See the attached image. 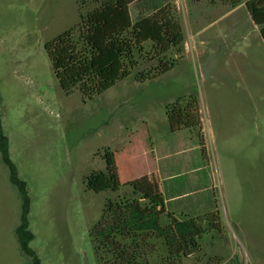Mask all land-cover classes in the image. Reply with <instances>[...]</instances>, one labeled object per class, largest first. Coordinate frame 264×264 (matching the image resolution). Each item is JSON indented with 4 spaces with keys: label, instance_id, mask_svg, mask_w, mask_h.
I'll list each match as a JSON object with an SVG mask.
<instances>
[{
    "label": "rangeland",
    "instance_id": "1",
    "mask_svg": "<svg viewBox=\"0 0 264 264\" xmlns=\"http://www.w3.org/2000/svg\"><path fill=\"white\" fill-rule=\"evenodd\" d=\"M167 2L185 35L186 57L177 69L144 85L134 80L136 71L123 78L120 55L138 44L147 50L155 42L164 46L170 33L157 27L154 15L137 23L138 7L118 0L95 15L89 35L107 90L84 103L78 91L67 96L60 88L45 46L94 11L97 0H0V118L11 158L29 186L31 247L42 264H85V257L96 264L90 230L107 199L124 193L111 185L106 152L110 165L136 155L143 170L146 148L158 168L170 163L169 172L179 177L166 186L189 193L173 205L214 197L223 216L222 240L207 236L202 251L184 264H222L232 256L237 264H264V102L258 96L264 90V48L251 41L253 30L242 12L214 24L230 10L222 0ZM235 19L241 31L229 26ZM166 55L174 56L171 50ZM149 67L142 63L140 69ZM183 94L198 97L205 126V137L187 143L186 150L190 142H205L186 165L182 159L189 154L177 153L182 132L161 125L168 123L165 104ZM144 190L149 198L152 190ZM21 213L20 193L0 152V264H33L16 236ZM185 223L182 216L175 238L185 237ZM172 246L162 256L180 253L178 244Z\"/></svg>",
    "mask_w": 264,
    "mask_h": 264
},
{
    "label": "trees",
    "instance_id": "2",
    "mask_svg": "<svg viewBox=\"0 0 264 264\" xmlns=\"http://www.w3.org/2000/svg\"><path fill=\"white\" fill-rule=\"evenodd\" d=\"M118 0H97L99 6L80 21L57 35L45 46L53 59L55 77L63 92L70 96L75 91L81 94L84 103L95 99L107 90L103 71L95 69L99 51L93 46L89 35L95 29L94 17ZM127 5H136L141 23L150 16H156L157 27L169 31L166 45L155 42L147 50L143 44L120 55L122 76L129 78L134 71V80L143 84L167 75L176 68L185 54V35L171 11L167 0H125ZM235 8L241 0H222ZM215 3V0H212ZM256 25L264 24V0H250L246 3ZM264 37V30L262 32ZM171 50L173 57L166 53ZM142 63L151 67L141 70ZM166 115L172 133L189 130L196 135L203 131V118L196 95L178 98L166 106ZM0 152L10 173L11 183L18 189L22 200L21 223L16 236L22 252L32 259L33 264H42L31 247L35 234L31 228L32 199L28 183L20 177L19 169L11 158L9 138L0 118ZM164 205L142 203L135 198H108L99 221L90 230L96 264H155L160 259L164 264H184V261L202 251L205 236L225 234L223 216L213 208L202 215L186 217V234L179 242L180 253L162 256L168 238L174 234L178 219L171 213H164ZM165 219L169 225L164 226ZM175 237V235H174ZM174 237L172 243L174 246ZM172 246V248H173ZM220 261V260H219ZM161 263V264H163Z\"/></svg>",
    "mask_w": 264,
    "mask_h": 264
},
{
    "label": "crops",
    "instance_id": "3",
    "mask_svg": "<svg viewBox=\"0 0 264 264\" xmlns=\"http://www.w3.org/2000/svg\"><path fill=\"white\" fill-rule=\"evenodd\" d=\"M250 1V0H241V4L235 8L230 7V10H228V12H226V14L218 21H216V23L214 24H218L219 22L225 21L226 18H230L231 15H235L239 12H242L243 14H245L246 19H245V23L253 30L251 32V41H255L258 42L260 45H262V47L264 48V37H263V30H264V24L262 25H256L255 22L253 21L249 11L246 8V3ZM228 20V19H227ZM231 24L229 26L232 27V29H241L243 28L242 22L240 19H235L233 21L230 22ZM239 37H243L238 35ZM226 39H235V36H228L226 35L225 37ZM238 40V39H237ZM235 41V40H234ZM238 42V41H236ZM250 48V47H249ZM264 51V49H263ZM186 57V54H184V58ZM179 66V65H178ZM177 66V67H178ZM174 68L171 72H169L168 74L174 72L176 69ZM149 82L152 81H148L144 84H147ZM140 84V83H139ZM183 96H187L186 94H183L182 96L179 97H183ZM259 98L262 100V102H264V90L260 91V93H258ZM178 97V98H179ZM176 98V100L178 99ZM175 100V101H176ZM166 103V102H164ZM173 103V102H172ZM171 104V103H169ZM166 106L168 104H165ZM166 106H165V111H166ZM167 117V115H166ZM203 118V117H202ZM168 122V119H167ZM166 130L167 132H170V126L169 123L166 122H162L161 124ZM182 153L181 152H177L182 154V156H185L186 154H189L188 157H185V160L182 159V161H184V165H186L187 161L192 162V156L191 154L197 152V150L199 148H202L203 145L205 144L204 139L202 141L203 144L200 143L199 146H196L193 142H190V148L188 150H186L185 148L187 147V143L189 142V140H191V138H193V136L199 137V138H203L205 137V126H204V121H203V131L201 135H196L194 133H192L189 130H184L182 131ZM126 143V142H124ZM132 144V143H129ZM147 148L144 150V155L147 157L146 161H144V165H143V170H140V166L141 165H135V159L137 158L136 155L135 156H131V157H122L121 159L118 158V160L113 163V164H109L108 162V156L110 155L108 154V150L106 152V156L104 157V160L107 164V171L109 172V175L114 176L115 177V183L114 181L112 182L111 185H113L115 187V191L117 192H124L123 197H128V198H135L137 200H139L142 203H155V204H159V205H164V213H171L174 215V217H176L178 219V223L174 226L175 227V231L174 234L170 235L168 238V242H171L172 238L174 237L177 227L182 223V216L186 219L187 216H197V215H202L204 213H206L207 211H209L210 209L216 208L218 209L217 203L213 198H209V197H201L200 199H197L195 202H190V203H186L185 205L183 204H179L176 206V204L173 205V203H177L180 202L181 200H185L188 196L189 193L187 192H183L182 194H175L172 189L173 186L172 184L169 186V188L166 186V182H172L175 178H179V177H175L174 175H172L169 172V165L170 163H166L164 164L165 166L163 168H158L155 164L156 162V156L154 155L151 159L150 158V152L146 151ZM152 154H154L155 152L152 150L151 151ZM168 159H171L172 156H168ZM166 160V159H165ZM140 170V172H139ZM165 171V173H164ZM143 181V184L140 185V182ZM150 188V190H152V193L150 194L151 196H149V198L144 197V189ZM140 197V198H137ZM171 205H173L171 207ZM181 215V216H179ZM181 217V218H180ZM212 235V234H211ZM209 236V235H208ZM214 236V235H213ZM207 236L204 237V239ZM203 239V240H204ZM222 240V237L215 236L212 237V240ZM182 240V236H179L178 238L174 237V241L175 244H179V242ZM202 240V241H203ZM202 243V242H201ZM231 259V260H230ZM230 260V262H229ZM240 264V259L239 262ZM222 264H237V259L236 256H232V258L230 257L228 260H226L225 262H223Z\"/></svg>",
    "mask_w": 264,
    "mask_h": 264
},
{
    "label": "water",
    "instance_id": "4",
    "mask_svg": "<svg viewBox=\"0 0 264 264\" xmlns=\"http://www.w3.org/2000/svg\"><path fill=\"white\" fill-rule=\"evenodd\" d=\"M85 264H90L87 257H85Z\"/></svg>",
    "mask_w": 264,
    "mask_h": 264
}]
</instances>
